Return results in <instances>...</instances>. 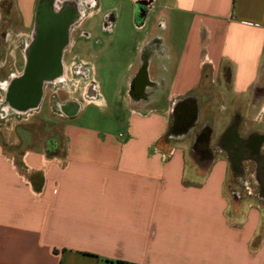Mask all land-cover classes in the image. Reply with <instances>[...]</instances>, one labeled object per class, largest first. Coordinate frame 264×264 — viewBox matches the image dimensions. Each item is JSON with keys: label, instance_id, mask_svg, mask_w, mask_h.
Here are the masks:
<instances>
[{"label": "crops", "instance_id": "1", "mask_svg": "<svg viewBox=\"0 0 264 264\" xmlns=\"http://www.w3.org/2000/svg\"><path fill=\"white\" fill-rule=\"evenodd\" d=\"M74 1L81 45L71 52L72 35L62 84L77 107L57 118L60 136L46 147L0 143V264H264V190L229 186L231 176L255 179L257 159L245 155L239 171L223 146L231 127L239 138L264 137V124L251 122L264 98V47L244 98L227 90L232 72L221 56L230 41L264 32V0ZM38 3L0 0V109L22 77ZM99 14L94 38L82 27ZM121 16L140 39L119 43L127 75L108 99L93 58L113 45ZM51 94L43 81L38 109L21 112H50ZM185 100L196 122L173 134L174 107ZM89 107L114 130L82 124Z\"/></svg>", "mask_w": 264, "mask_h": 264}, {"label": "flooded vegetation", "instance_id": "2", "mask_svg": "<svg viewBox=\"0 0 264 264\" xmlns=\"http://www.w3.org/2000/svg\"><path fill=\"white\" fill-rule=\"evenodd\" d=\"M83 19L84 14L80 11L77 1L70 0L58 4L54 0H39L35 17V35L26 50V63L22 77L18 79V81H21L25 78L30 60L40 64H48L50 72L46 82L52 89V94L49 104H46V109H50L51 115L59 118L67 115L70 109H74L78 105L77 102L69 101L64 95L62 61L70 60V51L68 50H70L72 35L75 36L73 41L75 44L71 52H79L77 45L81 40V36L78 33V27ZM75 58H78V56L76 55ZM22 101L23 99L18 97L13 99L12 92L7 91L5 103L13 113L16 114L14 112L16 109L20 111L17 112L20 115L28 114L31 112L24 113L21 111L38 109L39 107L37 99L27 103ZM196 113L195 103L193 104L190 100L177 103L173 112L172 133L176 134L183 131L184 128L192 126L193 122L195 124ZM206 136V133L198 135L197 141L199 144L204 143ZM223 146L230 151L232 164L239 171H242L243 162L241 160L245 155L257 159L258 176L256 175L255 179L259 187L264 190V137L254 135L248 138H239L235 128L231 127L224 136Z\"/></svg>", "mask_w": 264, "mask_h": 264}, {"label": "rangeland", "instance_id": "3", "mask_svg": "<svg viewBox=\"0 0 264 264\" xmlns=\"http://www.w3.org/2000/svg\"><path fill=\"white\" fill-rule=\"evenodd\" d=\"M107 2L103 0V3L106 4H117L116 1L107 0ZM101 16L102 14H99L95 17L88 18L83 24V30H92V37H94L93 34L95 36L97 35L95 27L100 21ZM153 22L154 18H152L150 24L152 25ZM132 26V21H130L129 18L123 16L119 17L114 28L113 45L108 48L103 59L100 57L93 58V63L96 65V79L100 81L101 90L108 99L112 97L115 86L119 85V79L127 75V61L130 55L128 50H121L119 48V43L131 46L140 39L137 33L133 32ZM79 45L81 44L78 43L77 46ZM89 52L91 51H85V53ZM94 52L93 50L91 53L94 54ZM98 114L99 111L96 108L89 107L83 114L81 123L102 130H114L116 124L107 122L105 118L102 120L99 119ZM57 118V116L51 115L48 110H43L40 114L35 112L20 115L13 113L9 109H0V143L13 146L28 145L29 143L27 146L29 148L46 147L50 140L60 136L62 119L57 120ZM221 118L218 119L216 128L213 130V142H217L219 136L225 129L227 119L224 118V115ZM246 168L249 171L251 170L248 166ZM229 180L231 189H237V191H240L243 195L245 194L248 196L258 190V184L251 176L240 178L231 176Z\"/></svg>", "mask_w": 264, "mask_h": 264}, {"label": "clouds", "instance_id": "4", "mask_svg": "<svg viewBox=\"0 0 264 264\" xmlns=\"http://www.w3.org/2000/svg\"><path fill=\"white\" fill-rule=\"evenodd\" d=\"M262 47H264V32H258L241 42L230 41L222 50L221 56L232 72L227 90L233 96L244 98L249 95L251 86L257 78L259 53ZM254 109L251 122L257 125L264 124V98H259Z\"/></svg>", "mask_w": 264, "mask_h": 264}, {"label": "water", "instance_id": "5", "mask_svg": "<svg viewBox=\"0 0 264 264\" xmlns=\"http://www.w3.org/2000/svg\"><path fill=\"white\" fill-rule=\"evenodd\" d=\"M48 67V64L30 60L25 78L14 82L11 86L12 98H21L23 103L36 100L39 96L40 84L48 78L50 72Z\"/></svg>", "mask_w": 264, "mask_h": 264}, {"label": "trees", "instance_id": "6", "mask_svg": "<svg viewBox=\"0 0 264 264\" xmlns=\"http://www.w3.org/2000/svg\"><path fill=\"white\" fill-rule=\"evenodd\" d=\"M115 264H128V263H124V262L118 261Z\"/></svg>", "mask_w": 264, "mask_h": 264}]
</instances>
